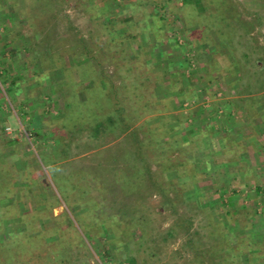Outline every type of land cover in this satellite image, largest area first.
Listing matches in <instances>:
<instances>
[{
  "label": "rangeland",
  "instance_id": "1",
  "mask_svg": "<svg viewBox=\"0 0 264 264\" xmlns=\"http://www.w3.org/2000/svg\"><path fill=\"white\" fill-rule=\"evenodd\" d=\"M171 62L214 97L166 134ZM0 264H264V0H0Z\"/></svg>",
  "mask_w": 264,
  "mask_h": 264
},
{
  "label": "crops",
  "instance_id": "2",
  "mask_svg": "<svg viewBox=\"0 0 264 264\" xmlns=\"http://www.w3.org/2000/svg\"><path fill=\"white\" fill-rule=\"evenodd\" d=\"M155 32H157V35H159L158 31H156V30L152 31V33H153L152 35H154ZM154 41L158 42L159 39L155 36ZM154 45H155V42H153V44L150 45L149 54H156V52H154V50L159 49L158 46L156 47V45L155 46ZM153 72H154V74L152 76H150V73H149L146 76V78H144V79H147V81H146L147 82V88L145 90L146 91L145 95L146 94L151 95V97L145 98V99H147V101H146V103H147L146 111L147 112L146 113H157L156 116H161L162 118L163 117L168 118L169 119L168 122L171 121V122H169V124H166V127H165L166 134H168L167 132H169L168 125H169V127L170 126L173 127V125L174 124L176 125V123H178L177 125H179L180 121L183 119H184L185 125H187L186 120H185L186 118H188V119L193 118L194 125L196 124L197 126H200V124H198V122H200V119H203V116L201 117L200 109H198L196 111V113H193V109L198 106V104H196V102L201 99V96L203 95V93H206V92H203V88H205V87H202V82H201L200 77H198L197 84H195L193 86L192 85L189 86L188 84H187V87L185 84H182L180 86L181 81H178V79H175L173 76L175 73H177L181 77V74L184 75L183 73L187 72V70L184 68V66H181V65L175 66V64H173L172 62L170 64L161 65L159 72L153 68ZM184 77H185V75L182 76L183 80L185 79ZM151 83L154 84V85H152V86H154V92H153V89L151 88ZM188 91H190V92H188ZM206 94L214 97L213 93H206ZM237 96L240 97V95H237ZM234 97L236 98V96H234ZM225 100H226V103L224 102L225 103L224 106H226V107L222 109V113H216L215 112L214 118L217 121L219 119L221 120V117L223 116L224 122L228 123L229 125L231 124V126H229V127L232 130L233 120H234L232 109L234 108V105L236 106V104H234L235 99L234 98H232V99L228 98ZM148 101H149V103H148ZM191 102H195V104L191 105ZM174 103H177V105ZM197 108H200V107L198 106ZM217 112H219V111H217ZM239 114H241V113H239ZM172 122L174 124H172ZM210 127H212V126L210 125ZM198 131L200 132V131H202V129L199 128ZM191 132H192V133H190L191 138H193V137L195 138L196 134L194 133V131H191ZM199 132H197L198 133L197 139L199 141L201 139L204 140V137L206 134H204L203 135L204 137H203L200 135ZM164 134L165 133L163 132V135ZM206 137H208V136H206ZM200 149H201V147H200Z\"/></svg>",
  "mask_w": 264,
  "mask_h": 264
},
{
  "label": "trees",
  "instance_id": "3",
  "mask_svg": "<svg viewBox=\"0 0 264 264\" xmlns=\"http://www.w3.org/2000/svg\"><path fill=\"white\" fill-rule=\"evenodd\" d=\"M87 47V46H86ZM86 55L90 54L91 52L88 50V47L86 48L85 51ZM87 58V57H86ZM138 75L136 74V77ZM142 77L137 79H142ZM140 82V81H139ZM110 92V91H109ZM109 97V96H108ZM113 99H115L112 103L113 105V109L111 111L107 110V124H105V127L108 126H114L117 125L116 123H119L120 127H121V131H127L129 128H131L133 125V122H135L137 120V118H139V116L135 113V115L132 117L130 115H128L129 117H127L124 113H122V111H124V106L123 104L120 102L119 96L118 95H113ZM109 100V99H108ZM103 105H107L108 106V102L106 101V104L101 103V106L103 107ZM114 111L116 113H114ZM135 111H137L135 109ZM117 120V121H116ZM94 136H96L97 134H93ZM99 135V134H98ZM88 235L86 236V238L88 239Z\"/></svg>",
  "mask_w": 264,
  "mask_h": 264
}]
</instances>
